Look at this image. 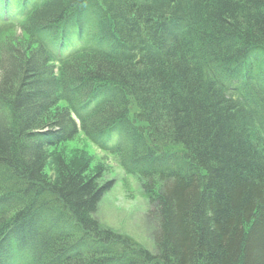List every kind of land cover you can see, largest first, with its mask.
Masks as SVG:
<instances>
[{
	"label": "trees",
	"instance_id": "16d2710c",
	"mask_svg": "<svg viewBox=\"0 0 264 264\" xmlns=\"http://www.w3.org/2000/svg\"><path fill=\"white\" fill-rule=\"evenodd\" d=\"M78 131L155 253L92 217L109 182L46 177ZM0 264H264V0H0Z\"/></svg>",
	"mask_w": 264,
	"mask_h": 264
},
{
	"label": "rangeland",
	"instance_id": "374dc122",
	"mask_svg": "<svg viewBox=\"0 0 264 264\" xmlns=\"http://www.w3.org/2000/svg\"><path fill=\"white\" fill-rule=\"evenodd\" d=\"M4 36L16 37L14 41L21 43L20 46L27 43L26 36L14 34L13 29L5 32ZM18 37L23 40L16 41ZM114 139L115 134L112 133L111 140ZM61 163L71 171L85 168V174L96 178L100 185L109 182L110 188L104 192L92 217L101 227L126 235L150 253H155L153 233L156 230L157 216L152 213L143 195L142 179L127 174L115 155L93 145L81 131L49 151L44 172L50 181H57L60 177Z\"/></svg>",
	"mask_w": 264,
	"mask_h": 264
}]
</instances>
